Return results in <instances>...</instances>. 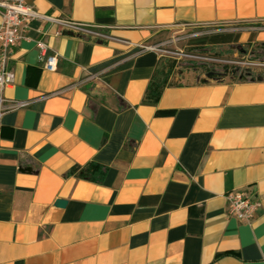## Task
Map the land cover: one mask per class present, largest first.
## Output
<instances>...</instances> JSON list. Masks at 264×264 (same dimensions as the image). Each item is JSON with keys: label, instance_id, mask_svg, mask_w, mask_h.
<instances>
[{"label": "crops", "instance_id": "obj_1", "mask_svg": "<svg viewBox=\"0 0 264 264\" xmlns=\"http://www.w3.org/2000/svg\"><path fill=\"white\" fill-rule=\"evenodd\" d=\"M25 2L93 32L35 18L11 49L0 264H264V79L189 69L154 101L163 55L141 49L179 26L195 48L264 45V0ZM90 162L100 181L70 173ZM234 191L259 199L251 222L227 214Z\"/></svg>", "mask_w": 264, "mask_h": 264}, {"label": "built area", "instance_id": "obj_2", "mask_svg": "<svg viewBox=\"0 0 264 264\" xmlns=\"http://www.w3.org/2000/svg\"><path fill=\"white\" fill-rule=\"evenodd\" d=\"M0 119L14 103L7 99L3 91L14 82V72L9 66L11 49L23 37V28L33 19L40 18L57 22L69 32L91 34L93 31L77 22L40 15V13L25 0H0ZM198 32L194 33L197 34ZM42 56V67L49 71L57 68V54H45L46 43L37 41ZM141 49H149L146 45ZM227 200V214L238 221L251 222L261 206L259 199L251 198L245 191L229 192Z\"/></svg>", "mask_w": 264, "mask_h": 264}, {"label": "rangeland", "instance_id": "obj_3", "mask_svg": "<svg viewBox=\"0 0 264 264\" xmlns=\"http://www.w3.org/2000/svg\"><path fill=\"white\" fill-rule=\"evenodd\" d=\"M196 32L199 34L200 31L181 26L172 27L159 31L152 41L146 44L148 48L156 49L163 55L160 70L168 75L170 84L176 82V77L184 70L189 69L196 71L200 79H208L205 70L210 65H214L219 71H223L221 65L229 66L228 68H250L254 74L260 73L264 76V48L259 43L242 45L245 52L241 53L236 47L232 51H226V48L204 51L186 45V40L197 35L194 34ZM225 77L231 78L230 71ZM236 77L233 80H238Z\"/></svg>", "mask_w": 264, "mask_h": 264}, {"label": "trees", "instance_id": "obj_4", "mask_svg": "<svg viewBox=\"0 0 264 264\" xmlns=\"http://www.w3.org/2000/svg\"><path fill=\"white\" fill-rule=\"evenodd\" d=\"M260 46L262 48H264V45L260 44ZM236 48H238V51L241 52H245V49H242L241 46H237ZM199 50H213L214 48H196ZM226 51H232V48H228L226 49ZM229 66L226 65H221V68L223 69V71H219L217 68H215V66L210 65L207 70H205V73L207 75L208 78L211 79H216V80H220L222 79V77H225L227 75V72L230 71L231 74V78H236L238 80H263L264 76L260 73L254 74L250 68H241L240 66H231L230 68H228ZM160 71L158 73V78L157 81H154V83L152 82L148 88V97L152 100H157V98L159 97L160 94V89L164 86V84L166 83L167 80V74H165L164 72ZM79 170V172H77L79 175L92 179V180H96V181H100L104 175V171L105 168H103L101 165H99L96 162H90L87 165L83 166V167H79V166H75L74 168H72L70 170V173H76V171Z\"/></svg>", "mask_w": 264, "mask_h": 264}, {"label": "water", "instance_id": "obj_5", "mask_svg": "<svg viewBox=\"0 0 264 264\" xmlns=\"http://www.w3.org/2000/svg\"><path fill=\"white\" fill-rule=\"evenodd\" d=\"M66 204V202H65V200L63 199H57L56 200V205H58V206H64Z\"/></svg>", "mask_w": 264, "mask_h": 264}]
</instances>
